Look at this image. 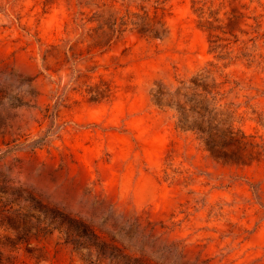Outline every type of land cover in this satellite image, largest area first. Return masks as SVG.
<instances>
[{"label":"rangeland","instance_id":"rangeland-1","mask_svg":"<svg viewBox=\"0 0 264 264\" xmlns=\"http://www.w3.org/2000/svg\"><path fill=\"white\" fill-rule=\"evenodd\" d=\"M105 3L0 0V264H264V0Z\"/></svg>","mask_w":264,"mask_h":264},{"label":"trees","instance_id":"trees-1","mask_svg":"<svg viewBox=\"0 0 264 264\" xmlns=\"http://www.w3.org/2000/svg\"><path fill=\"white\" fill-rule=\"evenodd\" d=\"M104 6L105 2H108L110 6H113V3H117L118 0H103ZM122 2L124 0H121ZM135 1V0H132ZM139 12H130L125 10L124 14L121 16H109L101 22L96 28L90 29L89 38H95L91 47L92 49H102L108 47L112 40L118 39L123 33L129 29L131 32H135L140 38L149 39V40H163L168 35V30L163 21L164 17V3L166 0H138ZM150 5V9H147L145 5ZM123 6V4H121ZM200 86V84H195ZM206 91V89L204 88ZM96 95H103L109 91V88L105 82H100L98 86L95 87ZM207 92V91H206ZM209 93V92H207ZM200 102H196L199 104ZM200 107H192V111L199 112ZM206 113H209V109L204 107ZM201 117L203 115H200ZM185 127L195 130L198 129L202 134L205 133V129L195 122L192 126L186 125ZM205 144L207 150L215 155V146L218 145L216 141L209 137L205 139Z\"/></svg>","mask_w":264,"mask_h":264}]
</instances>
